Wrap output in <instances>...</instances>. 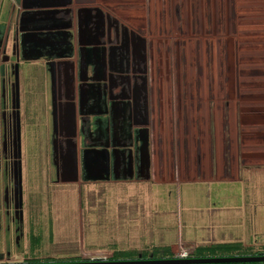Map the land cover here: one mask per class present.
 <instances>
[{"label": "rangeland", "instance_id": "obj_1", "mask_svg": "<svg viewBox=\"0 0 264 264\" xmlns=\"http://www.w3.org/2000/svg\"><path fill=\"white\" fill-rule=\"evenodd\" d=\"M12 1L0 25V249L27 244L34 219L40 243L109 252L111 228L130 230L133 242L145 233L139 210L150 204L149 180L174 191L169 182L207 178L205 162L219 165L220 143L233 145L235 135L242 158L254 154L249 165L264 160V0H197L216 36L163 29L160 40L149 33L158 34V21L146 29L142 20L176 26L174 15L191 0ZM173 40L185 52L180 91L161 78L175 70L165 58ZM19 135L32 173L21 174ZM51 228L59 236L50 238Z\"/></svg>", "mask_w": 264, "mask_h": 264}, {"label": "crops", "instance_id": "obj_2", "mask_svg": "<svg viewBox=\"0 0 264 264\" xmlns=\"http://www.w3.org/2000/svg\"><path fill=\"white\" fill-rule=\"evenodd\" d=\"M19 3L20 0H18L16 4L19 5ZM9 4L15 5L12 0L10 2L7 0H0V16L1 12L3 15L0 18V25H4L3 23L9 18L8 14L11 10ZM1 76L0 74V78ZM50 83L52 84V82ZM256 84L257 83H255V85ZM54 99V92H52V101H54ZM210 112L211 109L205 111V114L202 116L203 127H207L208 125ZM191 137L193 138V136ZM222 138L224 139V134H222ZM20 139L19 135L21 158L26 154V151ZM233 140L234 142L231 146L228 145V141L220 143L219 165L214 166L212 164V159L210 165L209 162L207 164L205 162L204 173L208 175L207 178L201 180L193 178L179 185L169 182L174 187V191L168 187L164 190L161 184L153 180L146 182V187L149 191L152 190L149 196L150 204L140 207L139 212L142 215L140 220H142L141 222L145 225L143 228L145 233L138 235L141 236V238L136 236V241H129V239L132 238L130 237V230L122 231L118 227L114 230L115 227H113L110 229V231L113 232L110 235L116 238V240L111 244V249L107 250L109 252H99L96 256L85 255L84 253H65V251L56 250L54 247L52 248V242L47 241L45 244L43 241V243H40L42 232L38 230V224H34V219H32L26 227L28 231H24V234L29 236L27 244L20 245V243L17 242L20 246L17 247L18 244L12 245V248L10 247L9 249L10 252H5L4 248L9 246L3 245V249H0V255H2L0 257V262H46L56 261L57 259H67L71 261H87L92 259L107 260L117 250L128 251L135 255H139L143 251L151 254L153 248H159L160 246H166L170 254L175 256V254L183 249L190 250L197 246L228 242H238L253 250L263 249L264 160H261V163L255 164L254 166L249 165L254 163L251 161L253 160L254 154H251L249 157L248 154L243 152L244 156L242 158V155L239 154L241 148L237 142L236 135ZM29 155L28 153L27 156ZM27 156H25L26 159L24 162L21 158V174L32 173L33 171L31 168L35 161H32L33 163H28L29 158H27ZM102 156L103 155L100 154V158ZM32 158L35 159L34 157ZM100 158L99 161H101ZM107 158L109 160L107 166L109 169L108 173L111 174L113 178L116 174L113 165L115 161L114 154L107 156ZM126 159L128 161L127 156L124 157L125 168H123V173L124 176H131L132 171ZM205 159H207V156ZM239 159L242 160L240 161ZM23 164L30 165V169H23ZM136 168L137 166L135 165L134 171L138 173V175H142L139 174L140 172H137ZM127 169L128 173L126 175L125 170ZM85 170L87 175L86 177L83 175L84 178L87 181L92 180L93 178L88 175L86 167ZM73 173L74 172H71L70 174ZM217 173L219 176H216ZM33 176L34 174L32 178ZM99 179L101 178H96V180ZM260 181L263 182L262 187L260 186ZM186 191L189 197L188 199L185 198L187 200V206L184 208V206H182V199L186 196ZM119 208L123 210L127 209V207H113V209H115L114 212L117 213ZM183 208L184 211L182 210ZM33 229H35V231H33ZM49 236L52 238L53 236H59V234H54L51 228ZM81 241L83 242V239ZM41 245H43V247ZM92 245H95L93 248H98L99 242ZM89 253L92 254V252Z\"/></svg>", "mask_w": 264, "mask_h": 264}, {"label": "bare ground", "instance_id": "obj_3", "mask_svg": "<svg viewBox=\"0 0 264 264\" xmlns=\"http://www.w3.org/2000/svg\"><path fill=\"white\" fill-rule=\"evenodd\" d=\"M248 1H250V0H244V2L246 3V2H248ZM190 4H191V6L190 7H188L187 8V5H185V4H183V3H181V6H180V9H179V11H178V13L180 12V10L182 9L183 10V13L184 14H182L181 16H176V15H174L175 17H174V20H177L176 21V26H174V25H172L171 23H170V19H166V20H164V19H162V18H152V19H150L149 21H147V22H145V20L143 19L142 21H143V24L146 26V29H148L149 27H151V22H153L154 20H157L158 21V23H157V25H158V27H157V29L156 30H158L157 32H158V34L155 32V33H153V32H149L150 33V35L151 34H155L156 36H155V39L157 38V37H159L158 39L160 40V39H164L165 37L163 36L164 35V33H163V29H167V30H171V29H173V31L174 32H179V33H182V32H185V33H187V32H189V31H191L192 30V32L193 33H195L196 34V32L198 33V34H202V33H204V36L206 35V36H209V37H215L216 36V32H215V28H211V29H209L208 30V23L206 24V22L204 21V19H202L201 17L202 16H204L205 14H206V12L205 13H202V9H201V7H200V3H197V0H196V2H193V0H191L190 1ZM206 6V5H205ZM253 6H251L250 8H252ZM162 10H163V7L161 8H159V9H157V11L158 12H162ZM172 19H173V16L171 17ZM199 18V19H198ZM196 19H198L197 20V22H196ZM205 22V23H204ZM155 23V22H154ZM153 23V25H155ZM152 25V26H153ZM198 28V29H197ZM197 34V35H198ZM203 35V34H202ZM166 37H169V36H167L166 35ZM193 37H195V35H193ZM153 38H154V35H152V38H150L151 40H153ZM201 38H203V36L201 37ZM177 40H173V42H172V44H170V48H171V53L173 52V50H174V53H173V56H169L170 54H167V56L165 57V55H164V57L167 59V61H171L172 63H173V69L175 68V70H174V72H173V75H169V74H167L168 73V71L167 70H164L163 72H162V81H167L168 79H170V77L171 78H173L174 80H176V83H178L177 85H178V90L180 91V89H179V87H181L182 88V86H181V84H180V82H181V80H180V77H179V74H178V68H182L183 70H186V66H185V64H184V61H183V56L185 55V52H183V50H181L182 51V57H181V55H180V51H179V46H178V44H177ZM189 45V44H188ZM233 46V45H232ZM190 48H192V47H189V49ZM128 57L129 58H131L132 57V55H128ZM171 59V60H169V59ZM162 61H165V59H162ZM176 62L178 63V64H176ZM259 66H260V64H259ZM263 66V65H262ZM260 68V67H259ZM258 70V69H257ZM261 72H262V70H261ZM167 83V82H166ZM172 84V83H171ZM184 84V83H183ZM135 85L137 86V84L135 83ZM169 86V85H168ZM137 88V87H136ZM175 90V89H174ZM169 91V90H168ZM167 91V92H168ZM176 91V90H175ZM125 94H127V95H129L130 93H128V92H126ZM137 96H140L139 95V93H138V95ZM74 125V124H73ZM128 126V125H127ZM129 127V126H128ZM76 128V127H75ZM121 131V130H120ZM142 146V145H141ZM144 147V146H143ZM139 148V147H138ZM141 149V148H140ZM124 158V157H123ZM118 160V159H117ZM124 160V159H123ZM87 163V162H86ZM89 164H91V163H89ZM88 164V165H89ZM139 164V163H138ZM130 165V164H129ZM90 167V166H89ZM125 168V167H124ZM124 170V169H123ZM138 172H139V170H138Z\"/></svg>", "mask_w": 264, "mask_h": 264}, {"label": "trees", "instance_id": "obj_4", "mask_svg": "<svg viewBox=\"0 0 264 264\" xmlns=\"http://www.w3.org/2000/svg\"><path fill=\"white\" fill-rule=\"evenodd\" d=\"M189 254L190 257H194V258L213 257V256H233V255H259V254H264V248L259 250H253L238 242L215 243L205 246H197L193 248ZM173 257L174 256L170 254L169 249L166 248V246H160L159 248H153L151 254L147 253L146 251H143L139 255H135V254H131L128 251L117 250L107 260L127 259V258L155 259V258H173ZM62 261H71V260L64 259ZM29 262H34V261H29ZM259 263L262 262H243V263H232V264H259Z\"/></svg>", "mask_w": 264, "mask_h": 264}, {"label": "water", "instance_id": "obj_5", "mask_svg": "<svg viewBox=\"0 0 264 264\" xmlns=\"http://www.w3.org/2000/svg\"><path fill=\"white\" fill-rule=\"evenodd\" d=\"M264 262V254L259 255H233L213 256L200 258H155V259H92L87 261H62V262H32V263H0V264H210V263H243Z\"/></svg>", "mask_w": 264, "mask_h": 264}, {"label": "flooded vegetation", "instance_id": "obj_6", "mask_svg": "<svg viewBox=\"0 0 264 264\" xmlns=\"http://www.w3.org/2000/svg\"><path fill=\"white\" fill-rule=\"evenodd\" d=\"M143 57V59H144V56H142ZM153 62H154V58H153ZM154 64H155V62H154ZM14 66V65H13ZM256 70V69H255ZM129 77L127 76L126 77V79H128ZM161 78H162V72H161ZM109 79H110V81L112 82V83H114L115 81H116V79L114 78V76H111V78L109 77ZM203 95H205V94H203ZM134 96H136L135 94H134ZM55 100V99H54ZM53 106H54V110H53V114H54V116H55V118H56V114L54 113V111H55V105H54V101H53ZM8 142H10V138H9V141ZM9 148H10V144H9ZM17 155H19V153L17 154ZM19 157V156H18ZM0 165H1V160H0ZM2 255H0V257H1ZM62 260H64V259H57L56 261H46V262H62ZM0 263H17V262H0ZM25 263V262H24ZM26 263H32V262H26Z\"/></svg>", "mask_w": 264, "mask_h": 264}, {"label": "built area", "instance_id": "obj_7", "mask_svg": "<svg viewBox=\"0 0 264 264\" xmlns=\"http://www.w3.org/2000/svg\"><path fill=\"white\" fill-rule=\"evenodd\" d=\"M192 249L190 250H187V249H183L181 251H179L177 254H175L174 257H180V258H189L190 256V252H191Z\"/></svg>", "mask_w": 264, "mask_h": 264}]
</instances>
